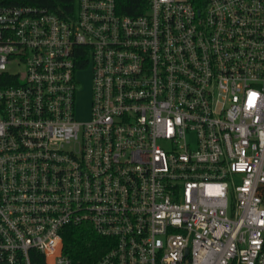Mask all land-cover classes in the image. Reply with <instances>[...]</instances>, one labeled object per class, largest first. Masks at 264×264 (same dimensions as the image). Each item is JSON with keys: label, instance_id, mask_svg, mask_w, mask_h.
<instances>
[{"label": "built area", "instance_id": "obj_1", "mask_svg": "<svg viewBox=\"0 0 264 264\" xmlns=\"http://www.w3.org/2000/svg\"><path fill=\"white\" fill-rule=\"evenodd\" d=\"M78 225L93 264H264V0L0 4V264Z\"/></svg>", "mask_w": 264, "mask_h": 264}, {"label": "trees", "instance_id": "obj_2", "mask_svg": "<svg viewBox=\"0 0 264 264\" xmlns=\"http://www.w3.org/2000/svg\"><path fill=\"white\" fill-rule=\"evenodd\" d=\"M0 4L36 5L60 16L74 12V0H0ZM115 5L119 13L135 16L147 10L149 0H115ZM62 241L63 252L71 264H93L110 244L88 225L66 227Z\"/></svg>", "mask_w": 264, "mask_h": 264}, {"label": "rangeland", "instance_id": "obj_3", "mask_svg": "<svg viewBox=\"0 0 264 264\" xmlns=\"http://www.w3.org/2000/svg\"><path fill=\"white\" fill-rule=\"evenodd\" d=\"M77 78L80 81V90L77 93L76 99V117L80 120H85L88 117L89 111V96H90V74L89 70L78 73Z\"/></svg>", "mask_w": 264, "mask_h": 264}]
</instances>
